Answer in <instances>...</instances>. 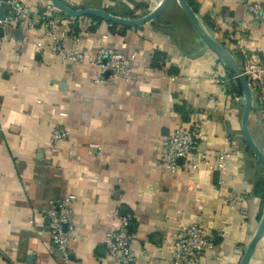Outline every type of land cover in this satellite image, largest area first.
I'll return each instance as SVG.
<instances>
[{
  "label": "crops",
  "instance_id": "obj_1",
  "mask_svg": "<svg viewBox=\"0 0 264 264\" xmlns=\"http://www.w3.org/2000/svg\"><path fill=\"white\" fill-rule=\"evenodd\" d=\"M25 1L54 8L50 0ZM63 1L133 16L160 2ZM189 1L202 27L239 66L242 54L225 41L230 29L244 33V48L264 63V24L247 10L248 2L264 0ZM160 17L135 28L62 17L63 29L67 21L75 28L76 40L66 38L67 48L87 55L99 47L119 50L131 69L128 81L105 80L108 73L96 80L94 64L39 53L34 33L23 40L16 32L18 42L0 45V264H118L105 257L103 243L114 210L130 218L134 264H170L163 243L192 222L218 234L201 264H239L264 203L257 188L264 168L241 132L240 83L201 42L176 0ZM194 120L202 123L198 148L209 163L230 154L225 171L209 169L199 152L190 155L195 171L162 166L159 138ZM55 127L65 128L67 139L52 142ZM248 129L264 152V119L253 98ZM67 194L74 196L75 239L65 263L44 213L49 201ZM248 264H264V233Z\"/></svg>",
  "mask_w": 264,
  "mask_h": 264
},
{
  "label": "built area",
  "instance_id": "obj_2",
  "mask_svg": "<svg viewBox=\"0 0 264 264\" xmlns=\"http://www.w3.org/2000/svg\"><path fill=\"white\" fill-rule=\"evenodd\" d=\"M247 10L252 20L258 25L264 24V5L259 2H248ZM59 11L52 7L37 8L25 0H0V45L5 41L18 42L14 37L16 32L24 37L30 33L35 34L32 42L39 53L48 52L52 56L61 57L77 63H90L97 67L96 80L128 81L131 78V69L127 64L126 57L117 49L99 47L93 55H87L75 47L67 48L65 39L74 38V23L67 21V28H62L63 20L57 14ZM79 17L77 23L82 20ZM73 25V26H72ZM80 26V25H79ZM220 31L221 28L219 27ZM39 31L40 33H35ZM244 33L230 29L225 33V41L231 45L232 51L242 54L240 66L250 87L255 108L264 119V63L260 62L244 48ZM21 41V39H20ZM234 78L235 75H234ZM218 83L224 79L214 78ZM202 123L194 120L189 126H178L172 132L159 138L156 147L162 166L170 172L181 168L192 171L196 170L197 164L192 162L190 155L199 152L206 166L218 172L226 170V162L230 154L221 155L216 164L207 160L206 154L198 148V142L202 138ZM68 131L62 127H55L50 133L52 142H61L68 137ZM74 196L64 195L61 198L48 202L44 216L48 222L51 242L58 252L61 260L65 263L70 261V244L75 239V229L70 222L71 206ZM114 226L109 229L104 237L105 257L118 264H134L135 242L129 230L130 218L128 215H120L114 210ZM225 230L221 232L224 235ZM218 236L207 232L198 223L181 224L176 237L172 242H164L170 253V264H201L206 253L216 246Z\"/></svg>",
  "mask_w": 264,
  "mask_h": 264
},
{
  "label": "water",
  "instance_id": "obj_3",
  "mask_svg": "<svg viewBox=\"0 0 264 264\" xmlns=\"http://www.w3.org/2000/svg\"><path fill=\"white\" fill-rule=\"evenodd\" d=\"M52 6L57 9L59 12L64 13L68 16H72L75 18L85 17V16H96L105 22H110L111 24H115L122 27L135 28L144 25L152 20H155L159 17L166 9L171 0H160L159 4L148 13L142 16H134V17H122L108 12L105 9L95 8V7H83V8H75L70 4L64 2L63 0H50ZM182 13L184 14L186 20L201 40V42L211 50L235 75L237 80L239 81L242 88L243 95V107L241 113V132L242 136L254 154V156L260 161L264 168V152L258 147V145L253 140L250 135L248 129V116L252 104V94L250 87L247 83L246 77L243 75L241 68L237 61L235 60L233 54L226 49L221 43L216 41L211 35L206 32V30L200 24L199 19L197 18L195 12L191 8V6L186 2V0H176ZM131 226V225H130ZM264 233V203L261 211L260 219L256 230L248 242L241 260L239 264H248L252 252Z\"/></svg>",
  "mask_w": 264,
  "mask_h": 264
},
{
  "label": "trees",
  "instance_id": "obj_4",
  "mask_svg": "<svg viewBox=\"0 0 264 264\" xmlns=\"http://www.w3.org/2000/svg\"><path fill=\"white\" fill-rule=\"evenodd\" d=\"M189 3V5L190 6H192L193 5V2H191V1H189L188 2ZM109 11V10H108ZM61 18L64 16V17H67V15L66 14H64V13H61V12H58L57 13ZM115 15H118V16H122V17H134L133 15H132V13H128V12H125V13H120V14H117V13H114ZM86 17H89L91 20H93V21H98V22H100V21H103V20H101L99 17H96V16H86ZM161 17L159 16L158 18H156V20L158 19H160ZM108 24H110V26H112V27H115L116 25L115 24H111L110 22H107ZM233 52V51H232ZM237 55V53L235 52L234 53V55ZM238 92L239 93H242V89H241V85H238ZM259 186L257 187V188H259V190H260V188H261V194H262V197H263V199H264V178L262 179V180H260V182H259V184H258ZM257 186V185H256Z\"/></svg>",
  "mask_w": 264,
  "mask_h": 264
},
{
  "label": "rangeland",
  "instance_id": "obj_5",
  "mask_svg": "<svg viewBox=\"0 0 264 264\" xmlns=\"http://www.w3.org/2000/svg\"><path fill=\"white\" fill-rule=\"evenodd\" d=\"M149 11H146V12H143V13H139L138 15H135V16H142V15H144V14H146V13H148Z\"/></svg>",
  "mask_w": 264,
  "mask_h": 264
}]
</instances>
